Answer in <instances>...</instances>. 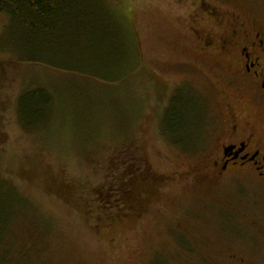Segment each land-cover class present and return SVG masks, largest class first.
Wrapping results in <instances>:
<instances>
[{
	"label": "rangeland",
	"instance_id": "obj_1",
	"mask_svg": "<svg viewBox=\"0 0 264 264\" xmlns=\"http://www.w3.org/2000/svg\"><path fill=\"white\" fill-rule=\"evenodd\" d=\"M201 1L264 27V0ZM194 2L107 0L125 44L115 52L86 41L81 59H55L73 70L0 50V264H228L231 245L243 250L234 229L262 217L263 191L186 177L199 159L180 158L163 135L174 94L191 88L215 105L191 32ZM9 25L0 14V44ZM185 100L175 123L187 114ZM126 170L147 171L115 200L124 203L107 204Z\"/></svg>",
	"mask_w": 264,
	"mask_h": 264
},
{
	"label": "flooded vegetation",
	"instance_id": "obj_2",
	"mask_svg": "<svg viewBox=\"0 0 264 264\" xmlns=\"http://www.w3.org/2000/svg\"><path fill=\"white\" fill-rule=\"evenodd\" d=\"M193 5L198 10L189 14L191 32L210 72L201 75L208 81L215 105L198 101L189 92L191 88L188 95L174 94L164 114V140L167 146L177 149L180 158L199 159L192 168L181 172L186 177L227 181L239 190L249 189L250 185L264 194V27L237 13L225 16L201 0ZM208 20L213 27L201 24H209ZM181 96L186 98L182 104L187 114L175 123L176 115L170 111L180 107ZM204 141L209 145L200 150ZM129 192L121 191L107 204L124 203L115 200ZM134 207L131 205L137 210ZM259 210L262 217L241 221L244 232L235 227L232 238L236 245L243 243V250L232 251L231 245L225 255L228 264H264V203ZM231 218L228 234L234 227Z\"/></svg>",
	"mask_w": 264,
	"mask_h": 264
},
{
	"label": "trees",
	"instance_id": "obj_3",
	"mask_svg": "<svg viewBox=\"0 0 264 264\" xmlns=\"http://www.w3.org/2000/svg\"><path fill=\"white\" fill-rule=\"evenodd\" d=\"M106 3L107 0H0V14L10 18L8 35L0 44V50L14 52L22 63L34 62L64 70H73V67L55 59L64 55L65 58L70 52L71 58L78 52L76 58L81 59L79 48L86 41L95 48L110 46L118 52L122 49L115 46L125 44V31L107 12ZM35 93L27 92L21 99L23 115L28 97ZM174 111H170L171 115ZM146 171H122L116 189L132 191L133 180L143 177ZM124 184L127 188L123 189L120 186Z\"/></svg>",
	"mask_w": 264,
	"mask_h": 264
}]
</instances>
